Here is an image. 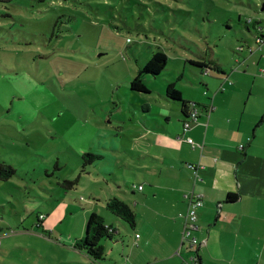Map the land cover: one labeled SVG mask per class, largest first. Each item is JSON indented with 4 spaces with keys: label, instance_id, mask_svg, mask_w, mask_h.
Returning a JSON list of instances; mask_svg holds the SVG:
<instances>
[{
    "label": "rangeland",
    "instance_id": "rangeland-1",
    "mask_svg": "<svg viewBox=\"0 0 264 264\" xmlns=\"http://www.w3.org/2000/svg\"><path fill=\"white\" fill-rule=\"evenodd\" d=\"M263 5L264 0H0V162L17 171L0 179V264H87L68 243L73 234L86 235L94 212L105 223L123 224L129 244L134 228L106 208L112 191L88 178L98 179L97 165L116 163L120 186L109 184L118 197L131 199L126 203L136 214L140 198L131 194L137 182L131 169L151 165L164 153L148 133H161L158 124L175 128L182 108L165 97L168 83L175 82L183 100L197 104L201 114L214 99L203 83L217 79L204 77L190 60L207 61L214 50L231 70L230 58L238 54L230 42L253 39L245 22L263 19ZM155 51L168 55L165 71L143 75L147 92L132 90L131 81ZM86 153L104 159L85 167ZM65 180L79 184L68 189ZM97 188L102 196H91ZM51 229L49 238L44 231ZM113 243L102 241L106 255L95 264H111L109 258L117 256Z\"/></svg>",
    "mask_w": 264,
    "mask_h": 264
},
{
    "label": "crops",
    "instance_id": "crops-1",
    "mask_svg": "<svg viewBox=\"0 0 264 264\" xmlns=\"http://www.w3.org/2000/svg\"><path fill=\"white\" fill-rule=\"evenodd\" d=\"M230 43L238 54L230 58L234 64L231 70H225L212 51L211 60L220 71L210 76L217 82H206L214 99L210 106L203 105L199 123L185 134L180 110L175 128L158 124L161 133H148V140L159 144L164 153L156 155L151 165L131 169L137 175L131 194L140 198L134 204L137 225L132 227L135 236L131 242L126 243L128 230L123 224L114 220L105 223L113 228L110 240L114 243L108 246L117 255L109 258L111 264H193V258L200 264H264V42L259 46L254 37H245L244 44ZM169 116L163 115L167 122L172 121ZM188 137L195 147L186 142ZM112 154L109 160L116 162L118 158ZM99 167L94 169L101 170L98 179L88 180L97 187L106 184L118 197L109 184L119 183L118 166ZM124 182L130 184L129 178ZM102 191L97 188L91 196H102ZM198 194L204 205L198 210V229L192 235L203 245L192 247L186 242L191 243L190 239L182 241V232L185 215ZM44 232L51 237L52 229ZM83 237L73 234L68 244L84 255L87 264H95L76 248Z\"/></svg>",
    "mask_w": 264,
    "mask_h": 264
},
{
    "label": "trees",
    "instance_id": "trees-1",
    "mask_svg": "<svg viewBox=\"0 0 264 264\" xmlns=\"http://www.w3.org/2000/svg\"><path fill=\"white\" fill-rule=\"evenodd\" d=\"M260 16L264 17V5L260 11ZM243 16L239 14V19L242 20ZM246 28L249 32L254 30V38L255 42L260 46L262 44L258 43L257 40L264 41V18H256V19H248L246 20ZM151 57L148 58V62L145 67L139 71L136 78L131 81V89L139 92H147V87L143 81V75H150L157 77L163 71H165L169 57L164 51L159 52H151ZM212 55V54H211ZM190 62L201 69H204L203 75L204 77H210L213 72H219L220 70L217 68L218 65L214 62V60L207 59L203 61H195V59L190 60ZM145 80V79H144ZM179 81V80H178ZM206 85V82L203 83ZM165 97L168 101H177L182 102L181 108V116L183 117V125L188 122L191 118L192 111H198L196 104H188L182 98V94L176 88L175 82L168 83L167 91ZM85 159L84 166L95 164L97 161H102L104 159L103 155L94 154V153H86L83 156ZM84 167V168H85ZM83 168V169H84ZM17 174V171L12 166L1 163L0 162V179L1 180H9L13 178ZM79 184V180H65L62 184L65 188L72 189L76 185ZM229 201H232V196L228 197ZM107 210L112 213L114 216L118 217L122 221L129 224L131 227H135L136 224V214L133 209L126 203L124 200L120 199L115 195H111V198L105 201ZM42 215V214H41ZM40 215V216H41ZM39 216V220H40ZM45 219L40 220L43 222ZM40 227V226H39ZM111 226H107L103 220L96 212L91 213L88 217L86 224V235L85 237L77 243L76 248L80 251L84 252L90 259L97 262L103 260L105 258V250L102 246V241L105 239H109L112 237Z\"/></svg>",
    "mask_w": 264,
    "mask_h": 264
},
{
    "label": "built area",
    "instance_id": "built-area-1",
    "mask_svg": "<svg viewBox=\"0 0 264 264\" xmlns=\"http://www.w3.org/2000/svg\"><path fill=\"white\" fill-rule=\"evenodd\" d=\"M258 43H263L264 41L257 40ZM199 112L198 111H192L191 112V118L188 122L184 123L183 125V131L186 134L188 131L191 130V128L199 121ZM186 142L191 144L193 147H195V142L192 138L188 137L186 138ZM243 148V146H241ZM195 173H197L198 169L193 168ZM143 187H139V190L141 191ZM204 205L203 196L202 195H195L193 196V200L191 201V206L187 214L185 215V218L187 220L185 231H184V239H190L191 244L194 246H201L203 243H199L196 237H194L192 234V231L197 230V219H198V210L202 208ZM45 217L43 215L40 216V220H43ZM0 247H1V241H0ZM193 264H200L198 258H193Z\"/></svg>",
    "mask_w": 264,
    "mask_h": 264
}]
</instances>
